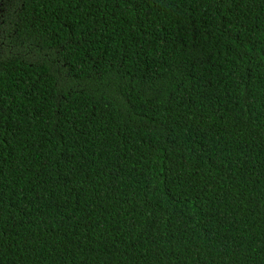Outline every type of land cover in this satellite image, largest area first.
<instances>
[{
  "label": "trees",
  "instance_id": "trees-1",
  "mask_svg": "<svg viewBox=\"0 0 264 264\" xmlns=\"http://www.w3.org/2000/svg\"><path fill=\"white\" fill-rule=\"evenodd\" d=\"M0 264H264V0H0Z\"/></svg>",
  "mask_w": 264,
  "mask_h": 264
}]
</instances>
